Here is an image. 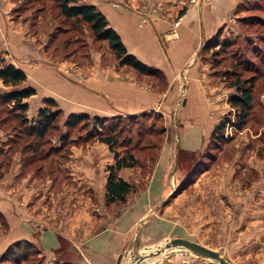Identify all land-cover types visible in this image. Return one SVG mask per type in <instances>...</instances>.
<instances>
[{
  "label": "rangeland",
  "instance_id": "rangeland-1",
  "mask_svg": "<svg viewBox=\"0 0 264 264\" xmlns=\"http://www.w3.org/2000/svg\"><path fill=\"white\" fill-rule=\"evenodd\" d=\"M210 5L211 0H187L186 4L197 9ZM131 8L140 24L152 22L148 14L166 17L163 5L146 0ZM256 15L264 21V0H239L211 43L200 48L196 54L197 79L203 99L197 100L188 83H170L161 70L150 68L148 73H140L121 65L107 42L96 40L87 24L63 19L55 0H0V56L5 64L36 71L28 78L21 69L26 74L21 87L31 86L38 96H51L34 103L27 98L28 110L22 113L12 101L2 99L1 94L12 88L0 79V264H65L62 251L55 254L39 245V237L47 230L44 226L82 241L115 219L126 205L138 200L136 213L144 211L153 195H139L150 181L165 140L174 142L175 116L181 145L197 144L195 150L200 156L183 186L162 207L152 238L143 243L172 236V222L161 219L178 218L211 248L217 247L227 228L234 230L231 254L235 262L264 264V23H258ZM21 30L25 33L19 39L11 35V31ZM13 38L27 47V54L13 49ZM226 41L230 44L222 49ZM253 46L260 49L256 57L251 53ZM237 59H246L239 69L243 78L254 74L258 78L253 108L242 129L234 125L235 110L229 99L236 91L224 74L234 68ZM114 67L118 76L112 74ZM44 69L55 72L47 73L54 81L42 77L38 82L41 87L34 86V79L40 78L38 71ZM120 76H129L135 86L156 99H148L147 106L139 107L134 99L131 109L122 101L114 103L112 77L121 80ZM48 101L54 104L50 106ZM66 103L74 107L73 112ZM202 106L204 110H200ZM43 107L59 110L60 115L55 127L40 138L29 132V124L36 122ZM70 114L102 118L98 129L104 135L122 129L114 149L120 156L133 155L135 162L117 173L132 186L126 203H108L106 197L105 184L108 169L115 163L114 154L91 135L93 122H82L75 128L64 125ZM222 121L225 125L220 141L212 132ZM188 150L182 151L184 157L193 158ZM107 238L109 248L103 249L104 255H94L91 264H115L112 249L121 241ZM13 244L19 245L17 251L6 254ZM73 255L68 258L76 263ZM182 259L172 256L168 260L178 263ZM185 259L189 264H204Z\"/></svg>",
  "mask_w": 264,
  "mask_h": 264
},
{
  "label": "crops",
  "instance_id": "crops-1",
  "mask_svg": "<svg viewBox=\"0 0 264 264\" xmlns=\"http://www.w3.org/2000/svg\"><path fill=\"white\" fill-rule=\"evenodd\" d=\"M146 1L147 3L151 4L163 5L164 14L166 15L165 19L160 18L158 15L148 14L152 22L149 24H140L139 16L133 11L129 10V8L132 10V6L138 5L140 0H85V3L96 6L106 16L109 25L117 32L129 54L133 55L140 62L147 65L149 69L152 68L161 70L166 78L169 79L170 83H188L190 85L188 89H192L193 92L191 93L194 94V99L202 100L203 93L199 88L200 83L197 79V70L199 64L196 54L200 48L209 42L216 32L221 28L220 26L222 25L225 17H227L230 10L233 9V6L239 0H211L210 6H205L201 9H197L196 7L187 8V0ZM109 3H112V6ZM123 4L127 5L126 7H128V9L125 8ZM129 5H131V7H129ZM23 33H25L24 30H21V32L11 31V35L17 36L18 39ZM12 42L14 50L26 53L27 47H24L22 42L14 38ZM162 46H165L163 47L165 50L162 49ZM17 67L22 69V66ZM31 70L32 69H30L29 72L23 70L27 74L28 78L32 73V75H35L34 73L36 71ZM112 70V74L115 76L117 73H119L115 67ZM47 73L53 75L55 72L49 71L47 69L38 71L40 78H37L38 80L34 79L35 82L33 85H39L41 87L38 82H40L42 77H44V80L54 81L55 78L53 76H49ZM121 78V80H118L112 77V101L114 103L122 101L125 103L126 108H130L132 107V102L134 99L139 101H137L138 107L147 106L148 101L146 100L148 99H156L154 94V96L149 95V92L144 91L138 86H135L134 83L129 80V76H125V79L124 77ZM42 90L44 91V89ZM38 94H34L26 101L34 103L37 102V99L39 98H51L49 95L38 96ZM164 94L165 93H163V95ZM53 95L55 97V94ZM66 104L68 111L73 112L74 107H71V105H68V103ZM199 108H201L200 110L205 109L203 106ZM142 110L143 109L140 111ZM127 111L132 112V110ZM114 113L117 112L115 111ZM165 142L161 151L165 148ZM152 176L150 180L152 179ZM159 194L161 195L163 192H160ZM118 212L116 213V216H114L115 219H111V221L104 225L108 227H115L119 222V218H117ZM171 219L174 220L173 228L177 230L180 235H188L197 242L202 243L196 234L190 232L182 220L178 218ZM51 229L45 230V233L43 232L44 235L39 237L38 242L42 248L50 250V252L56 254V250L58 249L57 234L54 229V231ZM60 233L70 240L88 243V249L90 247L91 250H93L94 247L100 246V243L104 239H108L103 237L97 239L95 237L91 238V236H88L82 241H77L69 235L62 233L61 231ZM126 233L127 230H124L121 233V239L126 238ZM107 236L112 237L111 233ZM233 237L234 230L227 228L219 237L217 247L212 249L226 250L229 257L235 262L231 254ZM124 244L125 242L122 241L119 246L123 247ZM119 246H116L113 249L114 251L112 255H115L118 252ZM108 260L110 261V257Z\"/></svg>",
  "mask_w": 264,
  "mask_h": 264
},
{
  "label": "water",
  "instance_id": "water-1",
  "mask_svg": "<svg viewBox=\"0 0 264 264\" xmlns=\"http://www.w3.org/2000/svg\"><path fill=\"white\" fill-rule=\"evenodd\" d=\"M174 120V142L170 143L166 139L165 148L160 151L159 156L156 159L152 179L149 181L146 189L139 195V198H149V196L153 195L150 197V200L148 199V203L145 205L144 211L136 213L137 209L135 206L139 204L138 200L132 204L122 207L117 214L119 222L115 228L112 229V227L103 225L93 235H91V238H107L109 237L107 235H110L111 233L112 238L114 237L113 239H117L118 241L120 239V244L122 241L125 242V247H121L119 249L120 251L116 253L115 256L112 255V259L115 258V264H143L146 258L159 255H161V257L157 260L156 264H167L166 262H173L168 260L172 256L183 258L181 262L176 263V261L172 264H189L190 262L185 259L188 257L191 261L197 263L237 264L229 257L226 250L212 249L197 242L188 235H180L178 231L173 228L174 220L172 219H161L172 222L170 224L173 232L172 236H165L159 242H155L154 240L152 244L143 243L144 240H150V238H152L154 229H157L158 227V223L156 224L155 220L159 217L162 207L169 201L171 196L177 191L180 185L191 173L192 168L200 156V151L195 150V148L198 147L197 144L193 143L190 147L181 145L176 116ZM185 148H189L188 151H190V154L194 155H191L193 158L187 159L188 157H184L185 154L182 151ZM160 192H163V194L160 195ZM155 201L156 204L153 203ZM161 220L159 219L156 222H160ZM44 229L51 228L44 226ZM118 229H120V231H118ZM124 230H127V236L126 238L121 239V233ZM55 232L58 240V249L56 251L60 250L63 252L62 254H64V256L62 257L64 259L62 260L65 263L91 264L93 263L92 260L94 259V255L98 253L101 255L103 254L102 251L104 248H109L106 243L109 239H104L100 243V246L94 247L93 250H91L90 247L88 249V243L76 242L68 239L57 230H55ZM127 243H129V245H127ZM147 250H149L148 253L146 252ZM113 251L114 250L112 249V253ZM73 254H76V263L70 261V258H68L70 257L68 255L74 256ZM100 258H102V256H100Z\"/></svg>",
  "mask_w": 264,
  "mask_h": 264
},
{
  "label": "trees",
  "instance_id": "trees-1",
  "mask_svg": "<svg viewBox=\"0 0 264 264\" xmlns=\"http://www.w3.org/2000/svg\"><path fill=\"white\" fill-rule=\"evenodd\" d=\"M55 1L57 3V7L59 8V15L63 19L69 20L74 24H87L96 40H104L107 42L109 48L113 51L115 57L120 61L121 65L129 66L140 73H148L150 71L147 65L143 64L136 57L127 52L126 47L122 43L117 32L110 27L107 18L96 8V6L84 3V0ZM255 18L258 23H264L261 17L256 15ZM251 23L253 22L251 21ZM211 41L208 43L210 44ZM262 42H264V39H262ZM229 44L230 43L226 41L220 47L223 49ZM247 46L250 47L251 44L248 43ZM252 48L254 49L251 50V53H253L256 57L257 54L260 53V49L256 46H253ZM243 59H237L235 66H233L234 68L227 69L224 73L226 80H228L230 86L234 87L236 91V93L230 97L229 103L235 110L234 125L237 129H242L248 122L251 109L253 108L254 90L258 80L255 74L246 78L242 77L239 69L244 67L246 59ZM245 67L247 69L251 68L253 71L256 69L254 65L250 67L249 65H245ZM0 79L5 86H10L12 88L10 91H6L1 94L2 99L7 102L12 101L17 110L25 113L28 110V105L25 100L35 94V89L33 87H21V85L26 81V74L12 64H5L4 59L0 56ZM48 103L50 106L54 104L52 101H48ZM59 115V110H53L50 107L41 108L36 117V122L32 125L29 124V132L37 137H44L55 127ZM25 119H23L24 124L27 123ZM102 120L103 119L98 116H90L88 114H70L64 121V125L68 128H75L82 122H84V124L93 122L91 135L97 136L99 142L108 145L109 150L114 154L115 159L114 165L108 169L109 174L105 184L107 201L108 203H126L128 195L132 192V186L127 181L119 177L117 173L123 168H130L134 166V157L130 154L128 156L119 155V152L114 148L119 144V134L122 132V129H120L121 131H117L116 134L110 133L109 135H104L102 131L98 129L99 125H103ZM117 122H119L118 119ZM224 125V121H222L216 125L212 132V135L220 141L223 140L221 134ZM114 130H116V128H114L113 131ZM183 183L177 191L183 186ZM176 192L174 194H176ZM18 244H13L8 247L6 254L7 252L9 253L10 250L12 253L16 252L19 246ZM15 247L17 248L15 249Z\"/></svg>",
  "mask_w": 264,
  "mask_h": 264
},
{
  "label": "bare ground",
  "instance_id": "bare-ground-1",
  "mask_svg": "<svg viewBox=\"0 0 264 264\" xmlns=\"http://www.w3.org/2000/svg\"><path fill=\"white\" fill-rule=\"evenodd\" d=\"M147 253L149 252V250L146 251ZM161 257V255L159 256H155V257H150V258H146L145 262L143 264H152L154 261L158 260ZM135 264V263H132ZM142 264V263H139Z\"/></svg>",
  "mask_w": 264,
  "mask_h": 264
},
{
  "label": "built area",
  "instance_id": "built-area-1",
  "mask_svg": "<svg viewBox=\"0 0 264 264\" xmlns=\"http://www.w3.org/2000/svg\"><path fill=\"white\" fill-rule=\"evenodd\" d=\"M191 2H195V0H191ZM147 18L143 16V21H145Z\"/></svg>",
  "mask_w": 264,
  "mask_h": 264
}]
</instances>
